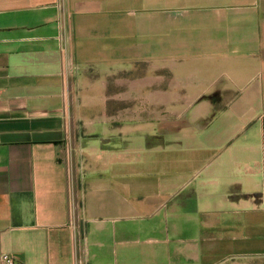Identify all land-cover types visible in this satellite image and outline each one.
<instances>
[{"label": "crops", "instance_id": "crops-1", "mask_svg": "<svg viewBox=\"0 0 264 264\" xmlns=\"http://www.w3.org/2000/svg\"><path fill=\"white\" fill-rule=\"evenodd\" d=\"M140 63L185 129L110 111ZM237 257H264V0H0V264Z\"/></svg>", "mask_w": 264, "mask_h": 264}, {"label": "rangeland", "instance_id": "rangeland-1", "mask_svg": "<svg viewBox=\"0 0 264 264\" xmlns=\"http://www.w3.org/2000/svg\"><path fill=\"white\" fill-rule=\"evenodd\" d=\"M148 65L135 64L128 70L115 71L108 79L111 112H123L143 107L144 117L155 120H176L186 128L185 119L192 116L198 101L192 103V95L168 90L166 77L146 74ZM161 132H169L168 126H160ZM177 129V127L173 126ZM221 264H264L263 258H228Z\"/></svg>", "mask_w": 264, "mask_h": 264}, {"label": "built area", "instance_id": "built-area-1", "mask_svg": "<svg viewBox=\"0 0 264 264\" xmlns=\"http://www.w3.org/2000/svg\"><path fill=\"white\" fill-rule=\"evenodd\" d=\"M79 259L81 260V257H79ZM8 261H9L10 263H13L10 259H8ZM80 264H83V262H81Z\"/></svg>", "mask_w": 264, "mask_h": 264}]
</instances>
